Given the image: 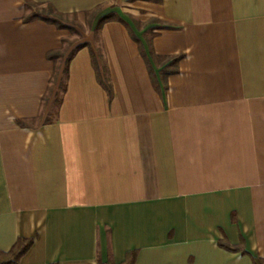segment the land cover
Listing matches in <instances>:
<instances>
[{"label": "crops", "instance_id": "obj_1", "mask_svg": "<svg viewBox=\"0 0 264 264\" xmlns=\"http://www.w3.org/2000/svg\"><path fill=\"white\" fill-rule=\"evenodd\" d=\"M30 5L122 19L78 43L54 117L69 34ZM19 238L20 264L264 259V0H0V250Z\"/></svg>", "mask_w": 264, "mask_h": 264}, {"label": "trees", "instance_id": "obj_2", "mask_svg": "<svg viewBox=\"0 0 264 264\" xmlns=\"http://www.w3.org/2000/svg\"><path fill=\"white\" fill-rule=\"evenodd\" d=\"M49 9H50V14H41L38 12L35 13L33 12V14L27 20H35V19L43 20L49 24L55 25L58 29H69L64 25H62V23H60V21L57 18H53L52 14L55 13V11L52 7H49ZM59 16H63V15H59ZM115 19L122 20L114 13H110L108 15L101 17L98 20L94 30L96 32L100 31L104 24L111 22ZM64 42L66 43V41H63V43ZM85 47H90V45L87 43L78 45L70 53H67L64 47H62L59 50L52 51L48 55V59L51 60L54 64L53 77L50 82L51 86L48 89V95L49 94L54 95L53 97L55 98L54 99L55 103H57L58 106L61 104L62 95H64L67 90V81L69 77L70 63L74 58L75 54L80 49ZM92 57L95 68L97 69V71H99L98 61L93 50H92ZM55 85H58L56 92L54 91ZM105 87L110 93V86L106 82H105ZM57 96H60L59 99L56 98ZM46 98L47 96L44 99L45 101ZM33 242H34L33 239L19 238L15 243V245L9 251L5 252L0 250V264H20L21 259L32 247ZM136 258H137V251H131L127 254V258L125 262L121 264H135ZM253 262L254 264H264V259L259 257H253ZM98 264H116V263H114L113 261H108V262L99 261Z\"/></svg>", "mask_w": 264, "mask_h": 264}, {"label": "rangeland", "instance_id": "obj_3", "mask_svg": "<svg viewBox=\"0 0 264 264\" xmlns=\"http://www.w3.org/2000/svg\"><path fill=\"white\" fill-rule=\"evenodd\" d=\"M32 5L28 6L29 8H32V12H38L41 14H50V9L49 7H40V6H33ZM98 10L87 13L85 15H68V16H59L55 13L52 14L53 18H57L60 23H62V25H64L65 27L69 28V29H64L67 31V33L69 34V37L66 40V44L64 45V49L67 51V53H70L76 46H78L79 42L83 41V39L92 31L95 29L96 26L94 19L96 18L97 14H98ZM150 23H154L155 22H148V24ZM138 26L141 25L138 24ZM95 31V30H94ZM55 89L54 91L56 92V89L58 88V85L54 86ZM52 97L51 94L47 95L46 101H45V106L47 108V103H48V99H50ZM60 96H57L56 98L59 99ZM53 99H55L53 97ZM58 108V104L55 103V100L52 103V117L55 116V111ZM50 116V118H52Z\"/></svg>", "mask_w": 264, "mask_h": 264}]
</instances>
